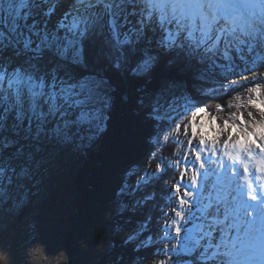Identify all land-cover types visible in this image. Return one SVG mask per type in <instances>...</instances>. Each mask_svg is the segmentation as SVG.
<instances>
[{
    "label": "snow or ice",
    "instance_id": "snow-or-ice-1",
    "mask_svg": "<svg viewBox=\"0 0 264 264\" xmlns=\"http://www.w3.org/2000/svg\"><path fill=\"white\" fill-rule=\"evenodd\" d=\"M71 229L80 264H264V0H0V252Z\"/></svg>",
    "mask_w": 264,
    "mask_h": 264
},
{
    "label": "rangeland",
    "instance_id": "rangeland-1",
    "mask_svg": "<svg viewBox=\"0 0 264 264\" xmlns=\"http://www.w3.org/2000/svg\"><path fill=\"white\" fill-rule=\"evenodd\" d=\"M188 119H190V115L183 122L186 123ZM188 175H190V172ZM178 179L179 174L172 183L177 182ZM64 241V233L56 236L52 232L44 231L41 233L38 242L34 243L24 253L25 259L21 264H66ZM94 247L95 245L91 246L90 249ZM0 264H7L6 255L3 252H0Z\"/></svg>",
    "mask_w": 264,
    "mask_h": 264
},
{
    "label": "trees",
    "instance_id": "trees-1",
    "mask_svg": "<svg viewBox=\"0 0 264 264\" xmlns=\"http://www.w3.org/2000/svg\"><path fill=\"white\" fill-rule=\"evenodd\" d=\"M231 100V97H227L225 100H209L207 102V107L209 109V111L213 114V115H218L220 117H225L228 114V109L225 108L223 112H217L215 110V105L217 103L220 104H226ZM232 111H235V109H232ZM222 123V119L220 121ZM175 148L177 150L176 155H179L180 152L183 151V147L182 145H175L174 143H169V147L163 149V152L168 155L170 152V149ZM179 174V169L175 170L172 173V176L169 178L170 182H173L174 179H176V177ZM65 235V241H64V246H65V251H64V257H65V263L66 264H80V253L78 251L79 250H83L85 247L87 246H93L95 245V243L93 242L96 238V232L91 233L88 237H81L79 239V241L77 242V247L74 244V239L77 236V233L75 231V229H71L68 232L64 233Z\"/></svg>",
    "mask_w": 264,
    "mask_h": 264
}]
</instances>
